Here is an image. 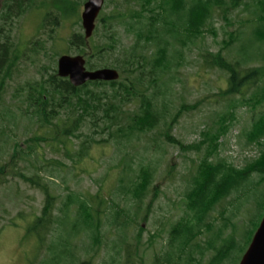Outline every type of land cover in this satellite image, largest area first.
<instances>
[{"label":"trees","instance_id":"obj_1","mask_svg":"<svg viewBox=\"0 0 264 264\" xmlns=\"http://www.w3.org/2000/svg\"><path fill=\"white\" fill-rule=\"evenodd\" d=\"M45 1L2 2L0 101L21 55L13 36L14 24ZM57 1L58 7L44 16L43 30L51 27L53 31L66 18H76L75 23H81V7L87 0ZM122 1L123 6L114 5L105 12L104 8L115 2L105 0L93 35L86 38L84 32L74 30L65 51L85 56L88 69L112 67L119 71L120 77L112 81H88L75 87L68 78L58 75L56 66H51L42 71L41 80L28 85L25 102L27 114L41 126L62 125V135L68 137L73 147L75 138L83 136L79 131L85 127L93 133L107 134L102 139L85 135L72 154L80 161L94 143L113 141L123 154L117 193L124 198L126 207L110 201L102 188L95 194L70 190L59 203L60 194L52 192L41 171L32 174L19 171V177L45 195L42 212L29 228L37 238V253L44 254L39 264H94L102 249L109 252L103 258L104 264L145 263L149 245L142 247L144 228L138 219L146 198L152 194L151 205L158 196L156 177L161 157L135 161L129 148L138 145L143 137H148L144 151L163 155L166 148L163 143L167 142L196 157L192 158L183 191L184 215L170 225L161 248L152 255V264H202L210 251L214 253L208 264H239L264 215V148L257 159L239 168L220 155L221 138L238 122L240 109L248 110L252 116L251 124L241 134L246 144L264 136V0ZM239 8L249 13V18L240 22V27H244L225 29L223 38L217 40V19L221 16L225 26H230L234 23L233 12ZM119 28L132 42L123 41ZM208 35L217 41L218 48L202 49L199 59L207 70L224 74V86L213 95L221 100L223 108L204 123L197 141L187 143L171 131L184 112L201 109L205 99L182 102L174 112L173 89L180 82L178 73L187 66L193 47L201 45ZM35 48L45 50V45L37 39L33 43ZM31 140L33 143L27 149L16 142L11 160L0 161V186L7 179L8 166L36 153L34 145L40 137ZM232 195L239 198V204L248 206V223L238 238L231 235L221 243L222 233L233 225L232 217L221 211L220 224L214 212ZM129 201L131 207H127ZM14 221L11 219L12 224ZM132 227L138 229L133 242L128 236ZM113 231L117 237L111 240ZM79 237L85 238L86 254L82 259L74 252L77 246L73 242ZM154 238L156 232L149 238L150 243Z\"/></svg>","mask_w":264,"mask_h":264},{"label":"rangeland","instance_id":"obj_2","mask_svg":"<svg viewBox=\"0 0 264 264\" xmlns=\"http://www.w3.org/2000/svg\"><path fill=\"white\" fill-rule=\"evenodd\" d=\"M58 5L57 0H46L43 5L41 4L38 8L18 18L14 24L13 36L21 50V55L17 69L14 70L12 79L7 81L5 92L0 101V161L3 163V161L11 160L16 142L23 149H27L28 145L33 143L31 140L33 137H40V140L34 145L36 153L33 156L17 161L15 166H8L7 179L0 186V264H39V260L44 256L41 252L37 253V238L29 231V228L33 219L42 212L45 195L41 189L19 177V171H24L27 174L41 171L42 175L48 178L52 192L60 194L59 203L70 190L83 194H95L102 188L103 194L109 197L110 201L121 206L126 204L124 198L117 193V180L122 169L123 154L117 150L113 141L94 143L88 154L80 161L76 160L72 154V151L79 148V142L85 139V135L102 139L107 137L106 133H93L85 127L79 131L83 136L75 138L74 148L68 137L62 135V125L41 126L27 114L25 97L28 85L36 80H41L43 70L49 69L51 66L57 68L58 58L69 48L68 39L74 30L84 32L83 27L80 26L81 23H75L76 18L61 19L53 31H50L51 27L43 30L45 14L50 10H55ZM114 5L123 6L124 2L115 0L114 3L107 5L104 11L108 12ZM119 8L123 9L124 7ZM82 10L83 6L81 12ZM248 18L249 13L245 9H236L233 12L232 21L234 23L225 26V21L220 16L216 22L219 32L217 40L223 38L225 29L238 28L240 22L242 20L244 22ZM222 26L225 28L223 29ZM242 27L244 26L240 28ZM119 29L123 41L132 42L123 28ZM37 39L44 43L45 50L36 51V48L33 49V43ZM208 47L213 50L218 48L217 41L211 35H208L201 45L193 47L188 57L187 66L178 73L180 82L175 84L173 89L172 107L175 108L174 112L182 102L193 103L198 99H205L202 100L204 104L201 109L184 112L174 130L171 131L172 135L187 143L197 141L200 138L201 129L205 126L204 123L211 121L215 112L223 108L221 100H217L218 97L213 95L219 91L221 86H224V74L218 70H207L201 65L199 59L202 49ZM251 117L248 110L240 109L238 122L232 126L227 135L221 138L220 155L239 168L245 166L247 162L257 159L264 148V136L260 138V141L246 144L245 137L241 135L243 128L251 124ZM76 134L79 133L76 132ZM147 140L148 137H143L138 145L130 146L129 151L134 155L136 162H147L161 157V168L156 177L158 196L151 205L152 194L146 198L143 203L144 211L138 219L144 228L141 237L142 247L149 245V248L146 249L144 264H152V255L154 251L161 248L170 225L184 215L183 191L186 186V178L189 176L188 169L192 158L196 157L167 142L163 143L166 146L162 151L163 155L144 151L143 147ZM239 201V198L232 195L220 203L214 212L216 220L220 224L223 222L221 211L232 217L233 225L224 230L221 243L231 235L238 238L243 231L244 224L248 223L250 214L247 210L248 206L239 204ZM130 202L127 203V207H131ZM148 205L150 206L149 210H147ZM146 212L147 218L144 219ZM254 213L256 212L252 214L254 215ZM11 219L15 220L14 224L11 223ZM66 227L68 228V225ZM106 229L107 227H105ZM137 232L138 229L132 227L128 234L130 241H135L134 236ZM154 232H156L157 238H154L150 243L149 238ZM106 234L107 232H105ZM116 237L117 234L113 231L110 234V239L113 240ZM84 240L85 238L79 237L73 242L77 246L74 248V252L81 259L86 254ZM108 253L106 249H102L95 258L94 264H104L103 258ZM212 253L214 252L210 251L206 254L202 264L210 262ZM235 256H237L236 253ZM234 260L236 261V258Z\"/></svg>","mask_w":264,"mask_h":264},{"label":"water","instance_id":"obj_3","mask_svg":"<svg viewBox=\"0 0 264 264\" xmlns=\"http://www.w3.org/2000/svg\"><path fill=\"white\" fill-rule=\"evenodd\" d=\"M105 0H87L81 12V21L86 38H90L96 27V21L104 6ZM2 0H0V8ZM86 58L82 54L60 55L57 61V72L60 77L68 78L75 87L88 81H112L120 77L117 69L102 67L88 69ZM239 264H264V216L255 231L253 238L243 254Z\"/></svg>","mask_w":264,"mask_h":264}]
</instances>
